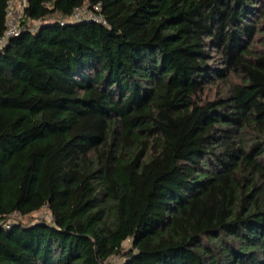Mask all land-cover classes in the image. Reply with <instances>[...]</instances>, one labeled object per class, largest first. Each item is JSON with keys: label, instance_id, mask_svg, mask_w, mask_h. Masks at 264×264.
Wrapping results in <instances>:
<instances>
[{"label": "trees", "instance_id": "16d2710c", "mask_svg": "<svg viewBox=\"0 0 264 264\" xmlns=\"http://www.w3.org/2000/svg\"><path fill=\"white\" fill-rule=\"evenodd\" d=\"M113 257L264 264V0H26L0 47V264Z\"/></svg>", "mask_w": 264, "mask_h": 264}, {"label": "built area", "instance_id": "2783aa9c", "mask_svg": "<svg viewBox=\"0 0 264 264\" xmlns=\"http://www.w3.org/2000/svg\"><path fill=\"white\" fill-rule=\"evenodd\" d=\"M13 0H9L8 1V11H7V20H6V29L4 30L3 34L0 36V47L6 42V40L8 39V37L10 35L16 34L18 32V19L21 16L22 13V8L26 3V0H18V2L20 3V15L18 17V19L13 20V18H10V14L12 11V4ZM94 9H99V4L94 5ZM71 18L72 19H81V18H92V19H101V17L99 15H96L92 9L88 8V4H85L83 6L80 7H76L73 11V13L71 14Z\"/></svg>", "mask_w": 264, "mask_h": 264}, {"label": "rangeland", "instance_id": "374dc122", "mask_svg": "<svg viewBox=\"0 0 264 264\" xmlns=\"http://www.w3.org/2000/svg\"><path fill=\"white\" fill-rule=\"evenodd\" d=\"M11 7H12V11H11V14H10V18H13V20H16L18 19L21 11H20V3L18 2V0H13L12 1V4H11ZM210 91H212V89H210ZM27 219H37V218H43V219H46V220H50L51 219V216L48 212V210L46 208H42L36 212H34L33 214H31V216L29 217H26ZM129 243L128 240L124 241V245L127 246ZM121 261V259L119 257H113L111 259V264H119Z\"/></svg>", "mask_w": 264, "mask_h": 264}]
</instances>
